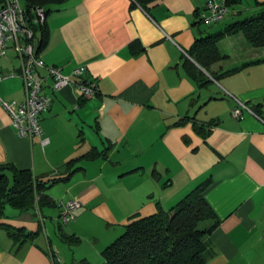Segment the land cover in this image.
<instances>
[{"label": "crops", "instance_id": "0c3cea01", "mask_svg": "<svg viewBox=\"0 0 264 264\" xmlns=\"http://www.w3.org/2000/svg\"><path fill=\"white\" fill-rule=\"evenodd\" d=\"M210 1L158 0L146 10L134 0L50 6L41 60L63 75L83 66L81 80L98 93L84 99L72 87L45 88L51 104L32 140L17 136L0 105V165L31 171L54 203L5 206L0 264H103L101 252L132 219L170 209L204 182L202 197L218 221L206 264H264V47L239 34L221 39L225 58L209 68L216 80L187 54L196 39L264 11V0H237L223 25H206L199 17ZM34 32L38 45L41 31ZM191 65L209 82L200 85ZM19 72L9 49L0 58L7 76L0 100L23 101ZM238 102L250 112L235 119ZM71 200L82 206L62 224L59 203ZM4 226L34 237L14 243ZM60 235L79 242L68 245Z\"/></svg>", "mask_w": 264, "mask_h": 264}, {"label": "trees", "instance_id": "16d2710c", "mask_svg": "<svg viewBox=\"0 0 264 264\" xmlns=\"http://www.w3.org/2000/svg\"><path fill=\"white\" fill-rule=\"evenodd\" d=\"M20 1L25 8L44 7L46 15L50 6H57L63 2V0ZM155 1L158 0H134L143 10ZM236 1L226 0L227 7L235 5ZM38 28L41 31V38L37 45L39 54L46 47L48 30L46 24ZM238 34L250 46L264 47V11L228 25L216 33L196 39L187 54L216 80L209 72V68L225 58L217 44L227 36ZM190 72L200 85L209 82L204 74L192 65ZM193 126L197 131L203 130L201 126ZM94 156L92 152L86 157ZM56 182L58 181L53 180L51 184ZM208 185L209 182L200 184L168 210L159 208L154 215L132 219L125 225L124 232L101 252L103 264H206L207 239L218 224L202 197ZM47 189V183L35 178L31 171L19 170L8 164L0 165V219L5 206L18 211L32 210L35 205L40 210L54 206L45 193ZM2 228L14 243L34 237L32 234L26 236L24 231L8 226ZM60 240L68 245L79 242L77 238L64 235H60ZM75 264L90 263L80 261Z\"/></svg>", "mask_w": 264, "mask_h": 264}, {"label": "built area", "instance_id": "2783aa9c", "mask_svg": "<svg viewBox=\"0 0 264 264\" xmlns=\"http://www.w3.org/2000/svg\"><path fill=\"white\" fill-rule=\"evenodd\" d=\"M206 10L207 14H200V22L214 25L226 16V1L211 0ZM45 22L46 11L42 6L25 8L19 0H0V58L6 56L9 49L15 52L20 62L18 77L22 81L24 95L22 102L0 100V105L9 116L17 136L28 140L42 135L40 116L49 110L51 104V98L44 93L45 88L58 92L72 87L84 99L93 98L98 93L94 82L81 80L85 71L83 66L74 68L70 75H63L60 67L48 66L41 60L37 53L34 30ZM5 78L7 76H0V81ZM243 110L250 112L244 104L238 102L231 116L240 119ZM46 143L47 139L41 140L42 146ZM81 206L79 200L59 203L60 222L67 224L73 220L74 211Z\"/></svg>", "mask_w": 264, "mask_h": 264}, {"label": "rangeland", "instance_id": "374dc122", "mask_svg": "<svg viewBox=\"0 0 264 264\" xmlns=\"http://www.w3.org/2000/svg\"><path fill=\"white\" fill-rule=\"evenodd\" d=\"M229 12H230V11H229ZM229 12H228V14L224 17L225 20L228 18ZM220 22H221V21H220ZM220 22H219V23H220ZM221 23H222V24H220V25H223L224 22H221Z\"/></svg>", "mask_w": 264, "mask_h": 264}]
</instances>
